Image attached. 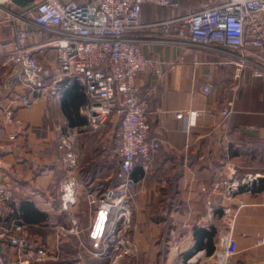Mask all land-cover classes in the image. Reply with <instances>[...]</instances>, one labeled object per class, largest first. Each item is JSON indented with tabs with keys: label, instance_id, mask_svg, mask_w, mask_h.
Masks as SVG:
<instances>
[{
	"label": "crops",
	"instance_id": "crops-1",
	"mask_svg": "<svg viewBox=\"0 0 264 264\" xmlns=\"http://www.w3.org/2000/svg\"><path fill=\"white\" fill-rule=\"evenodd\" d=\"M178 1L179 11L144 6V28L130 35L140 41L145 57L175 64L173 70L163 65L162 78L152 71L137 77L141 93L149 94L150 137L159 138L161 147L133 205L138 229L128 238L136 247L134 254L115 259L105 252L111 249L107 239L115 212L103 204L117 198L121 168L119 118H111L102 133L91 131L84 113V90L72 84L57 97L30 94L32 108L16 109L15 122L0 127L2 182L15 193V212L28 226L36 249L49 250L52 259L44 264H216L227 226L224 210L229 207L237 211L232 224L237 253L227 264H264V179L231 199L212 191L216 183L231 177L264 176V75L254 77L252 70L240 71L236 66L214 69L221 88L216 95L202 92L213 62L245 56L264 65V53L262 61L255 52L235 57L226 50L203 49L188 39L166 37L155 24L217 3L210 0L198 6L196 1ZM0 3L3 22L13 17L10 13L21 14L35 5L19 8L9 0ZM14 28L12 22L0 27V81L12 71L2 67L1 43L12 38ZM27 28L39 65L53 69L57 55L45 44L57 36L32 21ZM17 92L25 93L21 88ZM230 108L232 116L219 127L222 113ZM71 129L79 132L75 140L79 185L77 205L65 213L60 186L66 172L58 163V142ZM141 175L139 169L134 173L137 179ZM1 216L13 218L5 206ZM72 220L77 222L76 233L68 232L74 228ZM61 228L67 231L64 236ZM209 249H213L210 255ZM0 252L6 254L7 264H18L2 242Z\"/></svg>",
	"mask_w": 264,
	"mask_h": 264
},
{
	"label": "built area",
	"instance_id": "built-area-1",
	"mask_svg": "<svg viewBox=\"0 0 264 264\" xmlns=\"http://www.w3.org/2000/svg\"><path fill=\"white\" fill-rule=\"evenodd\" d=\"M144 6L170 11L181 9L178 0H38L31 10L10 13L12 18L0 21V27L6 22L15 26L12 38L1 43L5 57L2 67L12 71L0 81V127L15 122L16 109L32 108L30 94L57 97L72 84L84 90V113L91 131L102 133L113 117L121 122L118 195L112 203L103 204L115 212L107 239L111 249L105 251L109 253L107 257L115 259L137 251L128 238L138 229L133 221V205L141 192L138 186L151 174L161 147L159 138L150 137L149 94L141 93L137 77L152 71L162 78L163 65L167 70L175 67L174 63L163 64L145 57L140 41L130 36L144 28L141 24ZM29 21L57 36L45 44L57 55L53 69L40 66L33 54L29 46L33 35L27 28ZM155 27H160L168 38L188 39L203 49L226 50L235 57L238 53L255 52L260 60L264 53V0H218L213 6L159 22ZM227 66H236L240 71L252 70L253 76L258 78L264 75V65L245 56L219 60L210 65L212 71L207 75L204 95H216L221 85L215 81L214 69ZM19 88L25 93H18ZM232 114L231 108L224 111L219 127L224 126ZM187 132H190L189 125ZM77 135L76 129L68 130L58 142L61 152L58 163L66 172L60 186L61 207L65 213H70L77 205L80 168V157L75 151ZM138 169L142 175L137 179L134 173ZM2 178L0 170V242L8 246L18 264H44L52 259L51 254L47 249H36L28 226L15 212L16 195L4 185ZM262 179L264 176L259 174L231 177L216 183L212 191L231 199L243 189L255 188ZM2 206L10 210L13 218L6 220L1 216ZM236 215L237 211L225 208L227 226L221 234L216 264H227L237 253L232 225ZM72 224L74 228L68 232L76 233L77 222L72 220ZM59 231L63 236L67 233L63 228ZM258 243L263 241L258 240ZM0 264H7L4 252H0Z\"/></svg>",
	"mask_w": 264,
	"mask_h": 264
},
{
	"label": "water",
	"instance_id": "water-1",
	"mask_svg": "<svg viewBox=\"0 0 264 264\" xmlns=\"http://www.w3.org/2000/svg\"><path fill=\"white\" fill-rule=\"evenodd\" d=\"M10 1L12 4H14L19 8H27L33 5L34 3H36V1L38 0H10Z\"/></svg>",
	"mask_w": 264,
	"mask_h": 264
},
{
	"label": "rangeland",
	"instance_id": "rangeland-1",
	"mask_svg": "<svg viewBox=\"0 0 264 264\" xmlns=\"http://www.w3.org/2000/svg\"><path fill=\"white\" fill-rule=\"evenodd\" d=\"M191 1L192 2H195L196 1L198 6L205 5V4H208L210 2V0H191ZM212 2H217V0H213Z\"/></svg>",
	"mask_w": 264,
	"mask_h": 264
},
{
	"label": "trees",
	"instance_id": "trees-1",
	"mask_svg": "<svg viewBox=\"0 0 264 264\" xmlns=\"http://www.w3.org/2000/svg\"><path fill=\"white\" fill-rule=\"evenodd\" d=\"M206 251H207V254H208V255H210V254L213 253V249H212V250L209 249V250H206ZM190 255H191V254H189L188 256H190Z\"/></svg>",
	"mask_w": 264,
	"mask_h": 264
},
{
	"label": "bare ground",
	"instance_id": "bare-ground-1",
	"mask_svg": "<svg viewBox=\"0 0 264 264\" xmlns=\"http://www.w3.org/2000/svg\"><path fill=\"white\" fill-rule=\"evenodd\" d=\"M6 1V0H5ZM10 1V0H9ZM1 4V3H0Z\"/></svg>",
	"mask_w": 264,
	"mask_h": 264
}]
</instances>
